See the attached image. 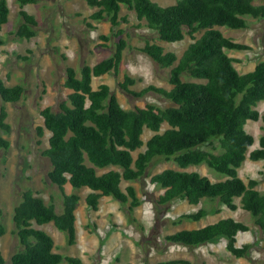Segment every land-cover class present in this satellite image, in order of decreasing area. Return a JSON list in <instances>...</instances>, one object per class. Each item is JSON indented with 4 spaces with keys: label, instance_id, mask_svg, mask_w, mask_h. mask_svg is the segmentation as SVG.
<instances>
[{
    "label": "trees",
    "instance_id": "trees-1",
    "mask_svg": "<svg viewBox=\"0 0 264 264\" xmlns=\"http://www.w3.org/2000/svg\"><path fill=\"white\" fill-rule=\"evenodd\" d=\"M22 23L15 35L20 39L36 37V18L24 7L38 0H16ZM88 7L96 8L91 21L109 19L112 32L126 17H121L122 6L136 13L148 29L157 33L159 41L178 43L187 33L193 42L182 56L167 52L156 43L147 42L141 52L162 69H170V90L148 86L140 92L130 90L136 80L126 75L120 87L128 94L142 98L149 93L161 96L171 107L159 108L147 104L144 108L126 110L107 84L93 88V79L108 74L118 75L128 47L124 30L114 32L117 39L114 53L94 66L85 65L79 72L73 67L65 70L64 87L70 90L67 98L58 104V110L46 107L42 111L44 127L37 128V137L48 131V148L43 156L50 161L52 170L48 178L63 195V212L56 213L53 203L47 205L31 190L21 194L15 206L13 224L23 249L11 258V264H83L81 259L63 256L54 251L53 239L34 224L53 223L67 234L68 244H76V210L82 201L77 193L67 194L70 185L75 190L88 188L85 202L93 211H99L102 198L110 197L120 204H129L133 212L141 205L133 186L122 190L123 182H133L145 176L149 164L157 157L173 161L181 170L168 169L151 177L150 183L164 193L160 205L184 201L199 207L203 201L218 203L232 212L239 208L250 214L254 226L264 235V194L258 191L259 181L247 183L240 177L239 169L247 159L264 161V136L259 147L251 151L254 137L247 132V124L260 121L258 105L264 102V60L254 70L240 74L234 67L237 61L226 51H247L250 47L224 37L217 29L245 30L249 16L264 22V5L258 0H175L173 6L161 7L152 0H85ZM8 0H0V32L9 22ZM91 29L95 26L86 23ZM204 31L200 38L196 34ZM103 39L108 40L106 36ZM0 39V47L4 45ZM27 59V58H25ZM183 76L193 80L184 82ZM24 95L22 86L9 87L0 78V100L18 103ZM9 114L0 107V130L9 133ZM168 128L160 133L162 126ZM148 129L154 135L145 143L142 135ZM38 145H41L39 140ZM0 146L9 148V142L0 139ZM139 152L137 158L133 153ZM92 165V166H91ZM205 165L216 176L226 179L212 181L190 167ZM117 167L103 174L97 169ZM97 168V169H96ZM239 200V203L237 202ZM217 209L214 213L219 214ZM210 211L199 208L195 213L182 215L175 225L188 220L200 222ZM252 228L234 218L221 219L205 227L181 230L165 237L170 244L188 248L200 247L225 240L226 250L238 259L249 255L251 244L238 245V235ZM5 228L0 225V236ZM0 249V264H5ZM160 264H190L187 261H170Z\"/></svg>",
    "mask_w": 264,
    "mask_h": 264
},
{
    "label": "rangeland",
    "instance_id": "rangeland-1",
    "mask_svg": "<svg viewBox=\"0 0 264 264\" xmlns=\"http://www.w3.org/2000/svg\"><path fill=\"white\" fill-rule=\"evenodd\" d=\"M152 1L161 7L176 3L175 0ZM255 5H264V0L256 1ZM8 6L9 22L0 32V39L5 42L0 47V78L9 87L22 86L24 95L15 104L0 100V107L5 106L7 109V123L11 126L9 133L0 130V139L9 142L8 149L0 146V225L5 228L4 235L0 236V249L5 264H11L12 256L23 249L13 224L14 209L23 192L31 190L47 205L53 203L57 214L63 212V195L58 187L51 184L48 174L52 167L48 158L42 154L48 148L50 134L45 131L44 136L38 138L37 128L44 127L42 111L46 107L57 111L59 102L70 93L64 87L66 68L73 67L79 72L85 65L94 66L109 58L115 51L117 41L114 32L123 29V38L128 47L119 74L94 78L93 88L97 89L102 84L109 85L126 110L144 108L147 104L167 108L173 104L164 101L161 96L149 93L142 98L135 97L126 93L120 83L128 75L137 81L130 87L134 92H140L151 85L170 90L172 86L168 80L171 70L160 68L141 49L147 42L156 43L180 58L193 42L187 33L185 39L178 43L159 41L157 33L148 29L145 21H139L136 13L124 6L120 16L126 17L127 22H122L112 32L109 19L101 22L89 19L97 9L88 7L85 0H38L36 4L25 6L24 10L38 22L34 28L36 37L25 40L15 35L22 23L19 4L16 0H8ZM244 18L248 22L245 30L217 28L224 37L250 47L247 51H226L237 60L234 67L240 74L254 70L264 60V22L249 16ZM86 23L93 24L95 29L89 28ZM203 32H198L196 37L200 38ZM182 80L197 81L187 76H183ZM257 110L261 116L260 121H250L246 126L247 132L255 139L248 155L259 147V139L264 136V102L258 105ZM167 128V124H164L160 133ZM153 135L152 131L145 129L142 140L146 143ZM39 140L41 145L37 144ZM144 150L145 146L134 152V158ZM113 168L97 169V172L102 174ZM168 169L181 170L173 161L157 157L149 164L144 177L133 182H123L122 190L133 186L141 201V205L133 212L129 210V204H120L110 197L102 198L99 211L95 212L85 202L90 192L88 188L75 190L67 185V194L77 193L82 198L77 213V241L73 246L68 244L67 234L59 231L53 223L44 226L34 224V227L53 239L56 253L79 258L83 264H160L179 260L190 264H264V235L256 229L250 214L243 209L232 212L216 202L207 201H203L197 208L184 201L160 205L158 199L164 190L152 185L150 179ZM186 171L199 172L212 181L226 179L221 175L216 176L205 165L190 167ZM239 175L246 183L250 179H257L260 183L257 189L264 194V161L252 162L248 159L239 169ZM199 208L210 211L209 216L200 222L185 220L181 224H174L182 215L195 213ZM217 209L221 210L219 214L214 213ZM230 217L252 228L239 237V246H252L245 258L238 259L228 253L225 240L195 248L170 244L165 240V237L181 230L198 229ZM61 264L68 263L64 261Z\"/></svg>",
    "mask_w": 264,
    "mask_h": 264
},
{
    "label": "crops",
    "instance_id": "crops-1",
    "mask_svg": "<svg viewBox=\"0 0 264 264\" xmlns=\"http://www.w3.org/2000/svg\"><path fill=\"white\" fill-rule=\"evenodd\" d=\"M248 160V159H247ZM246 160V161H247ZM92 166V165H91ZM110 168V167H109ZM113 168V167H112ZM115 168H117V167H115ZM97 169V168H96ZM114 169V168H113ZM119 169V168H118ZM109 170H111V169H109ZM108 170V171H109ZM115 170H117V169H115ZM119 171V170H118ZM107 172V171H106ZM105 173V172H104ZM103 174V173H102ZM123 184V183H122ZM122 187V186H121ZM66 189V188H65ZM90 193V192H89ZM105 198H107V197H105ZM105 198H103V199H105ZM103 199L101 200V201H103ZM79 208V207H78ZM238 210H242L241 208H239ZM237 210V211H238ZM246 212V211H245ZM78 209L76 210V218H77V220H76V241H77V223H78ZM247 213V212H246ZM231 218H234V217H231ZM235 219V218H234ZM235 220H237V219H235ZM238 221V220H237ZM248 225V224H247ZM202 228V227H201ZM195 229V228H194ZM257 229V228H256ZM187 230H192V229H187ZM241 234H244V233H240L239 235H238V242H239V237H240V235Z\"/></svg>",
    "mask_w": 264,
    "mask_h": 264
}]
</instances>
